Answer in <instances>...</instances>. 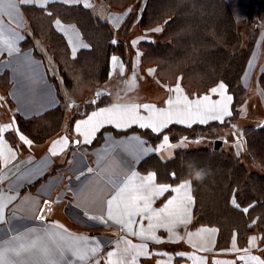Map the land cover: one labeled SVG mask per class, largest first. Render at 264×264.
<instances>
[{"label": "crops", "instance_id": "crops-1", "mask_svg": "<svg viewBox=\"0 0 264 264\" xmlns=\"http://www.w3.org/2000/svg\"><path fill=\"white\" fill-rule=\"evenodd\" d=\"M99 2L0 0V254L7 264H264V244L258 235H251L243 249L239 248L236 235L228 248L218 249L217 227L193 226L194 195L189 180L171 185L160 181L155 171L140 168L151 155L156 154L166 162L174 157L178 148L210 145L211 141L180 137L173 142L171 136L165 134L152 144L138 132H116L137 126L158 133L173 123L191 126L224 120L232 113L233 104L225 84L223 90L219 88L220 83L209 93L198 94L188 92L180 83L164 86L154 75L145 73L139 78L153 81L162 90L160 94H152V98L144 100L113 101L74 119L76 108L82 103L72 100L68 107L65 105V97L70 94L65 91L57 67L47 56L43 43H37L39 55L33 47H24L32 33L25 6L47 10L50 4L62 3L96 10ZM110 13L107 14L109 21L119 28L123 15ZM244 18L245 15L241 20ZM260 26L242 83L253 90L257 108L264 112V93L258 84V76L264 70V18ZM54 27L66 39L72 58L88 47L75 23L56 18ZM166 87H171L172 91ZM176 88L181 91L177 93ZM81 93L84 98L81 95L75 101H86L90 95L88 89H82ZM178 96L181 97L179 105L176 103ZM60 97L66 109L58 134L43 142H34L19 130L15 114L25 118L40 116L59 106ZM183 97L193 104L200 101L208 107L219 105L230 97L227 100L230 114L220 119H213L210 114L203 122L195 114L190 117L174 114L163 127L153 130L154 113L167 112L170 108L175 113L177 108L184 107ZM169 100L173 101L172 105ZM248 103L246 100L241 106L242 115H247L243 108ZM131 108L135 111H126ZM114 109L121 111L112 118L97 117L94 130L91 125L82 124L77 131V124L88 121L93 113ZM142 124L148 126L142 127ZM257 124L264 125V118L260 117ZM102 132L100 141L94 143ZM21 135L31 143H25ZM228 145L223 144L224 147ZM184 184L188 185L187 189H181ZM142 186L148 188L144 194L150 196L154 211L159 212L165 206L169 212L179 210L182 222L161 227L154 217L149 218L151 213L124 215L125 202L137 190L143 191ZM160 186H165L167 191H155ZM170 200L174 201L173 205H168ZM120 219L125 223H118ZM129 219L131 225L127 226ZM141 231L153 233L156 239L139 235Z\"/></svg>", "mask_w": 264, "mask_h": 264}, {"label": "trees", "instance_id": "trees-1", "mask_svg": "<svg viewBox=\"0 0 264 264\" xmlns=\"http://www.w3.org/2000/svg\"><path fill=\"white\" fill-rule=\"evenodd\" d=\"M250 4L258 5L257 9L246 10L245 18L239 20L229 0H100L98 7L107 8V14L123 15L119 28L100 14V8L62 3L50 4L47 10L24 7L32 30L24 47H33L39 55L37 43H43L72 99L77 93L81 96L82 89L94 95L93 103L88 99L78 106L74 119L113 102L118 91L116 66L141 71L152 68L159 82L180 83L191 93H209L220 83L227 86L233 104L224 120L191 126L173 123L158 133L139 127L121 131L138 132L152 144L165 134L173 142L180 137L211 140L210 145L178 148L166 162L151 155L140 168L155 171L160 181L171 185L184 180L192 183L193 226L217 227L218 249L228 248L234 235L240 246L245 247L254 234L264 244V125L235 128L240 108L249 99L250 90L242 76L261 31L259 21L264 18V0ZM56 18L75 23L88 43L75 58L54 27ZM156 28L160 31H153ZM134 29L138 30L136 36L130 37ZM258 84L264 93V70ZM60 100L59 106L37 117L15 114L19 130L34 142L58 134L66 109L64 99ZM225 130L228 134L222 135ZM223 139L232 141L230 146L224 147Z\"/></svg>", "mask_w": 264, "mask_h": 264}, {"label": "snow or ice", "instance_id": "snow-or-ice-1", "mask_svg": "<svg viewBox=\"0 0 264 264\" xmlns=\"http://www.w3.org/2000/svg\"><path fill=\"white\" fill-rule=\"evenodd\" d=\"M153 31H160L159 28L153 29ZM113 61H116L117 58L113 57ZM219 88L223 90L225 88V85L221 83L219 85ZM172 91V89H170ZM175 91L179 93L181 90L179 88H176ZM213 92L216 91V89H212ZM208 97H204V100H207ZM230 97H227L225 102H222L219 105H213L211 107H208L206 105H202L200 101H196L194 104L192 102H189L187 100V97H183V108H177L175 110V113L169 109V111L165 112L163 110H159L154 113V118L152 120L151 126L153 127V130H156L158 127H163L168 120L172 119L173 115L177 116H184L187 114L189 117L192 116L193 114L199 116L201 118V122L204 121L205 117H208L211 114V118L213 119H220L223 115H228L230 114L228 112V107H227V100H230ZM169 105L173 104L172 100L168 101ZM177 105L181 103V97H177L176 101ZM147 107V106H146ZM121 110L119 109H114V110H101L100 113H93L92 117H89L88 121H82L77 124V131L80 130L81 125H91L92 129L94 130L95 124L94 121L96 120L97 117H102V118H112L115 117ZM128 112H134L135 109L131 108L126 110ZM142 127L148 126V125H141ZM22 140L25 141V143H31V141H28L23 135L20 137ZM167 139V138H165ZM2 154V153H0ZM151 179V177H149ZM143 191L137 190L136 194L133 195L132 197L129 198L128 201L125 202L124 204V210L123 214L126 215L127 217H131L136 214H149L151 213L152 215L149 216L150 219L153 217L157 220L158 225L161 227H166L168 223H175L177 221L182 222V217L180 215L179 210H174L172 212H169L168 206H165V208L160 209L159 212L154 211L151 208V198L149 195H145L144 192L148 191L147 186H142ZM188 185L184 184L181 185V189H187ZM181 189H176V191H180ZM155 191L157 192H164L167 191V188L165 186H160L158 189ZM189 201L191 200V197H188ZM174 201H169L168 205H173ZM166 214V215H165ZM109 217H112V208H111V201L109 202ZM118 223H125L123 219H120L117 221ZM131 225V220L129 219L127 221V226ZM149 228H152V225H149ZM141 236L147 235L148 238L151 239H156L155 235L151 232L145 233L144 231H141L139 233ZM111 255V254H110ZM255 259V257H253ZM0 264H7L6 260L4 259L3 254H0Z\"/></svg>", "mask_w": 264, "mask_h": 264}, {"label": "rangeland", "instance_id": "rangeland-1", "mask_svg": "<svg viewBox=\"0 0 264 264\" xmlns=\"http://www.w3.org/2000/svg\"><path fill=\"white\" fill-rule=\"evenodd\" d=\"M250 1H256V0H229L235 15L239 20H241L242 16H244L246 14V10L252 8L255 11L257 9L258 5L250 4ZM98 8L101 9L100 14L103 15V17L107 16V8L104 9L105 7H103L102 5H99ZM263 15H264V13H263ZM259 27L261 29L260 21H259ZM136 30L134 29L133 31L129 32L130 37L136 36ZM129 33H128V35H129ZM116 70H117V72L115 74L116 75L115 80L118 82V86H117L118 91H116L117 95L113 98V101H117V100H123V101H126V100H144V99L152 98L150 96L152 94H160L162 92V90L159 87H157V85H155L153 81H145L143 79V77L139 78V77H141L142 74L144 75L145 73H148L149 75H154L152 68H149L148 70H143V71H141L140 69L137 68V69H134L135 70L134 71L133 69L132 70L129 68L123 69V67L117 66ZM134 75H139V76L136 78V77H133ZM160 83H162V82H160ZM172 85H174V84H172ZM164 86H165V84H164ZM168 86H171V85H168ZM166 88L170 89L171 87H166ZM135 89H137V91H135ZM249 90H250L248 92L249 103L247 104V107H249V108H247V107L243 108L244 110L245 109L247 110V115H242V111H241L242 107H241L240 108V111H241L240 117L236 122L237 126H235L236 129H239L240 127H243V126L248 125V124L258 123V121L260 120V117L264 118V112L257 108L258 104L256 101L257 98L255 97L256 95L253 93V90L251 88H249ZM88 97H87L86 101H88V99H89V102L93 103L94 102L93 101L94 95L90 94ZM77 98H81V96H79L78 93H77ZM82 98H84L83 95H82ZM72 100L74 102H77V103H82V105L85 104L84 100L82 101L81 99H78L77 101H75L74 99L70 98V96L68 95V97L67 96L65 97V105L68 107L70 102H72ZM89 102H86V103H89ZM110 104H107V105H110ZM103 106H105V105H103ZM77 110H78V108H76V111ZM73 114H74V111H73ZM133 127H137V126H133ZM133 127H131V128H133ZM116 132H118V131H116ZM119 132L121 134V131H119ZM103 133L104 132L100 133V135H98L96 140L101 139V136H103ZM225 134H228V130H225L224 132L222 131V135H225ZM235 138H237V136H235ZM204 141L210 142L211 140L205 139ZM223 142L224 143L226 142L227 145L231 143V141H229V140L227 141L226 139H223ZM206 143H208V142H206ZM228 146H230V145H228ZM239 248L243 249L245 247L239 245Z\"/></svg>", "mask_w": 264, "mask_h": 264}]
</instances>
